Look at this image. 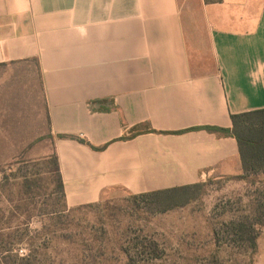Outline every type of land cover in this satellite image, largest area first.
I'll list each match as a JSON object with an SVG mask.
<instances>
[{"label": "crops", "instance_id": "0c3cea01", "mask_svg": "<svg viewBox=\"0 0 264 264\" xmlns=\"http://www.w3.org/2000/svg\"><path fill=\"white\" fill-rule=\"evenodd\" d=\"M31 59L69 207L243 173L237 140L205 128L264 109V0H0V64Z\"/></svg>", "mask_w": 264, "mask_h": 264}, {"label": "rangeland", "instance_id": "374dc122", "mask_svg": "<svg viewBox=\"0 0 264 264\" xmlns=\"http://www.w3.org/2000/svg\"><path fill=\"white\" fill-rule=\"evenodd\" d=\"M183 18L188 32L187 11ZM192 36L200 52L194 67L213 69L200 19ZM48 148H31L25 164L16 150L0 155V264H264V229L254 250L227 231L230 221L250 214L262 184L207 179L196 201L161 214L134 207L119 188L97 205L73 208L56 193Z\"/></svg>", "mask_w": 264, "mask_h": 264}, {"label": "trees", "instance_id": "16d2710c", "mask_svg": "<svg viewBox=\"0 0 264 264\" xmlns=\"http://www.w3.org/2000/svg\"><path fill=\"white\" fill-rule=\"evenodd\" d=\"M222 1L205 0L206 3ZM231 119V129H205L231 136L238 142L243 173L229 178L230 180L243 181L250 186L263 185L262 189H256L257 196L252 203L250 214L230 221L227 230L234 243L254 250L260 230L264 229V109L234 114ZM42 143H49L50 152L47 157L52 165L50 172L54 177L55 190L68 206L39 62L37 59H31L0 64V155L6 148L16 150V161L23 159L21 162L25 164L28 162L31 148ZM208 184L200 182L162 191L128 195L134 207L145 208L151 214H161L196 201ZM23 186L27 189V180ZM93 205L97 204L86 206ZM19 264L30 263L21 259Z\"/></svg>", "mask_w": 264, "mask_h": 264}]
</instances>
